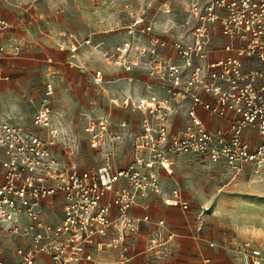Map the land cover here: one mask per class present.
<instances>
[{"label":"built area","instance_id":"1","mask_svg":"<svg viewBox=\"0 0 264 264\" xmlns=\"http://www.w3.org/2000/svg\"><path fill=\"white\" fill-rule=\"evenodd\" d=\"M174 2L163 0L159 14L171 15ZM184 2L186 17L175 33L158 26L150 9L125 5L128 21L119 28L124 37L104 53V61L151 82L146 94L111 100L139 117V133L126 118L116 121L110 113L86 119L83 132L100 157L98 164L59 159L52 82L44 86L32 125L0 120V264H127L138 256L150 264L148 257L158 258L159 244L151 240L139 253L133 237L143 224L163 227L165 222L152 221L147 200L159 197L183 213L191 208L180 188L167 190L162 182L176 157L189 155L238 171L264 169V0ZM31 10H25L28 25L36 20ZM12 27L0 18V35ZM99 46L91 36H71L66 65L85 72L80 50ZM23 52L21 41L0 43V62L18 60ZM93 81L103 83L101 69ZM179 118L183 126L176 128ZM129 140L131 158L123 163L118 155ZM137 207L145 211L141 217L132 215ZM206 214L198 212L199 230ZM8 240L25 244L11 253ZM223 246L242 264H264L260 246L232 240ZM113 252L115 262L103 259Z\"/></svg>","mask_w":264,"mask_h":264},{"label":"rangeland","instance_id":"2","mask_svg":"<svg viewBox=\"0 0 264 264\" xmlns=\"http://www.w3.org/2000/svg\"><path fill=\"white\" fill-rule=\"evenodd\" d=\"M162 1L0 0L3 8L19 12L23 26L33 33L26 40L23 56L42 55L44 49L34 40V36H42V32L53 38L49 40L55 48H48L53 53L66 52L71 36H91L100 46L97 50L83 48V60L91 71L102 69L106 74L103 83L96 85L89 74H63L47 62L19 60V71L14 72L9 81H0V119L30 126L44 86L52 82L56 90L54 125L60 134L57 140L59 159L76 160L83 166L98 164L100 157L90 146L83 126L90 116L109 114L111 100L122 92L119 85L122 82L115 77L116 69L105 63L103 55L123 38L119 28L128 19L125 5L134 10L150 9L156 15L158 26L162 24L174 33L180 32L186 17L183 14L185 0H175L174 11L169 16L159 14ZM31 4L39 12L40 29L39 26H28L25 10ZM130 144L129 140L124 147L129 148ZM129 158L121 154L120 162ZM171 168L172 173L162 178L167 190L177 186L193 199L196 210L207 211L213 228L232 234L233 240L237 235L242 236L244 241L264 250V169L258 172L251 168L232 170L189 155L176 157Z\"/></svg>","mask_w":264,"mask_h":264},{"label":"crops","instance_id":"3","mask_svg":"<svg viewBox=\"0 0 264 264\" xmlns=\"http://www.w3.org/2000/svg\"><path fill=\"white\" fill-rule=\"evenodd\" d=\"M0 7V18L8 20L13 25L12 29L9 32L0 35V43L17 40L21 41L25 47L26 40H29L30 36H33L32 31L23 26L24 20L22 19V16H19V12L15 13L10 9H7L6 7ZM31 9V12L36 15V20L34 21L33 25L28 26H39L40 29V18H38L39 12L37 11L36 7H32V4ZM127 21L128 19L126 20V22ZM42 33V36H34L35 43L40 44V48L44 49L42 50V55L22 56L20 59L15 61L0 62L2 68L0 81H9L12 78L14 72L16 73L19 71V60L32 61L35 63H37L38 61L47 62L49 64H52L54 68H57V70L59 72H62L63 74L74 73L77 76H80L82 74H89L91 75L93 80V73L95 70L98 69L92 71L90 70L89 65L83 60L81 51L82 49L80 50L79 61L82 65H86L85 72L76 68H69L66 65L69 56L68 51L62 52V50H59V52L57 51L58 53H53L52 51L48 50V48H55L54 44L51 42V40H49L53 38L50 37L47 32ZM121 35L122 37H124L123 34ZM45 45H47V47ZM51 67L52 66H50V68ZM115 71L116 80L122 82L121 84H119L121 85L120 87H122V92L119 96L115 98L119 99L125 94H131L136 97L146 94V85L151 82V80L146 75L136 71L126 72L119 69H116ZM105 75L106 74L104 72V80ZM110 114H112L113 118L116 121L126 118L129 121L131 131L133 133L140 132L139 117L137 115H130L117 106H112ZM203 117L206 120L208 119L207 116L204 114ZM30 125H32V120ZM175 126L176 128H180L183 126L181 118H179ZM55 151L56 153H58L57 146L55 148ZM130 153V147H123L118 155V160L120 161L121 154L124 155L127 159L130 156ZM183 194H185L191 200V208L187 213H183L177 208H170L165 206L159 197H151L149 200H147L150 203L149 213L152 217V221L155 223L157 220H164L165 225L163 227H157L154 224H143L140 228L139 233L133 237L134 242L137 246L136 251L141 253L150 244V241L153 240L154 242H157L159 244V247L157 248L159 255L158 258H155L153 255L148 257L149 259H151L150 264H242L238 256L233 251L229 250L223 245L228 240H232V243L235 244L244 243L246 245H251L253 243L247 240L244 241L242 236L238 235L235 238V241L233 240V238L230 237L232 236V234H227L224 230H218L213 228L210 225V218L207 214L203 216V227L201 230H199V210H196V207L193 205V199L189 195H187L186 192H183ZM144 213L145 211L141 207H137L132 210V215L134 217H141ZM169 236L172 237L169 239ZM211 242L217 245L215 249L209 247V243ZM21 244L23 245L25 244V242H22L20 240H8L5 242V245L10 252H13L15 246ZM130 253L134 254L135 252L131 251ZM102 257L106 261L115 262V260L117 259V253L113 252ZM44 261L46 262L47 260L42 259V262ZM146 261V256H138L127 264H144Z\"/></svg>","mask_w":264,"mask_h":264}]
</instances>
